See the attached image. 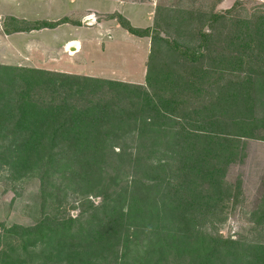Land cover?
<instances>
[{"label":"rangeland","instance_id":"374dc122","mask_svg":"<svg viewBox=\"0 0 264 264\" xmlns=\"http://www.w3.org/2000/svg\"><path fill=\"white\" fill-rule=\"evenodd\" d=\"M131 1L154 3V32L145 39V78L134 84L146 86L155 103L134 88L110 84L78 92L81 84L30 67L40 72L27 77L30 107L24 129L41 133L39 122L54 115V107L76 115L62 135L61 152L67 150L51 165L39 155L35 163L19 160L23 150L17 149L14 136L10 142L1 134L0 264H199L205 250L216 253H205V264H226L224 255L227 264H264V69L246 67L243 59L252 51L239 40L223 46L218 41V50L228 46L225 53L233 61L220 55L195 68L188 65L195 76L190 81L196 80L192 88L185 84L187 78L178 76L182 69L164 66L181 60L179 49L202 50V32L225 33L232 21H251L246 26L259 27L256 34L264 38V0ZM46 3L42 8L41 0L1 2V28L12 24L15 14L42 20L36 19L37 11L47 14ZM77 8L71 7L78 10L72 23L82 27L115 15L97 17ZM231 8L232 16L215 29L202 19L203 14ZM34 34L41 39V30ZM238 55L243 58L236 61ZM244 70L252 72V82L209 102V92L220 94L217 84L228 80L233 86L243 80ZM147 104H155L149 111L159 109L155 120L142 117ZM180 127L186 132L178 157L171 145L178 143ZM102 132L106 138L98 139ZM50 140L33 136L22 148ZM170 176L178 177L171 186L165 183ZM192 211L197 215L189 228ZM78 233L95 237L92 250L76 238L74 244L66 241Z\"/></svg>","mask_w":264,"mask_h":264},{"label":"trees","instance_id":"16d2710c","mask_svg":"<svg viewBox=\"0 0 264 264\" xmlns=\"http://www.w3.org/2000/svg\"><path fill=\"white\" fill-rule=\"evenodd\" d=\"M233 8V7H232ZM228 9L224 12H213L209 14H203L202 19L205 22L209 23V26L211 29H215V26L218 24H222V22H226L227 19H229L232 15H229L233 9ZM201 15V14H200ZM113 17L118 18L120 24L129 30L131 33L139 36H150L152 37L154 29L153 27H146V28H140V27H135L131 24V22L122 14H115ZM12 20V24L10 23H5L4 30L6 33H13V32H20V31H31V30H36V29H44V28H55L58 25L68 22L67 17L60 18L58 20H48V19H42V20H27V19H20L15 16L10 17ZM232 26L231 28L223 33V32H218L216 29L215 31H204L202 32V50L201 49H189V48H184L183 50L179 49V55L181 57V60L179 62H176L174 64L170 63H165L164 66L168 67H176L175 69H182V72H178V76L185 77L187 78L186 83L189 88H192L196 82L194 79L193 82L190 81V78H194V72L190 71L188 68V65H192V67H198L196 66L197 63L201 62L204 59L207 60H215L217 59V56L222 57L223 61H233L232 60V55L231 53H225L226 49L229 47L226 46L224 48V51L221 52L218 50L217 47L220 41L222 46L224 44H234L237 43V40L245 43L246 48L250 49L252 52L247 55V59H243V62L247 65L246 67L251 68L253 66L259 67L260 69H264V54L262 53L261 50L264 49L262 45H264V38L261 36H258L256 33L258 32L259 27L256 29L255 27H247L246 23L248 22L250 24L251 21H246V23H237L236 21H232ZM247 23V24H248ZM237 24V28L236 27ZM254 25L253 23H251ZM215 25V26H214ZM246 26V30L243 31L242 26ZM256 26V25H255ZM245 39V40H244ZM153 41V38H152ZM236 41V42H235ZM180 46V45H177ZM261 51V52H259ZM236 61L241 60L243 57L242 55L235 56ZM151 59V57H150ZM151 60H149L148 63V75H149V70H150V65H151ZM181 63V66H177ZM241 63V62H240ZM194 67V68H195ZM199 69V68H198ZM246 73L243 78V80H236L235 84L232 86L230 84V81H225L223 83H219L218 85V90H219V96L216 97V94L214 92H209L207 94L206 98L209 99V102H214L215 100H218L222 94L227 93L229 89L232 87L234 89H240L243 85L252 82L251 81V74L252 72L244 70ZM37 72H40L35 70L34 68L30 67H23V66H2L0 65V138L2 135L6 136L7 138L10 139V142H12V136H14V143L17 142L19 150H23V152H19V160H26L29 158V163H35L36 156L39 155V159H47L46 163L48 164H53V163H58L60 161V156L66 152H64L62 149V146L60 145L61 140H62V135L64 134L65 130L70 127V123L74 120V117L76 115V111L72 112L70 109H65L63 112H61V107H54V115H48L47 118H42L39 122L40 129L42 130L41 133H39L37 130L32 129V130H25L22 123H24V117L28 113V107H30V102L27 101V96L30 90V85L29 82L27 81V77L32 76L31 74H37ZM44 75L46 76H54L55 78L59 79L61 78L62 80H73L81 86L78 88V92L81 91L82 89H86L87 87H90L94 84L95 85H103V84H110L111 86H123V87H130L134 88V90L143 92L145 94V100H148V102H154L151 99V96H149V89L142 85V84H134L130 82H124V81H118V80H107V79H102L99 77H92V76H87V75H76V74H69V73H64V72H57V71H49L45 70L42 71ZM177 72V71H176ZM240 75L238 74V77ZM148 80L150 81L149 77H147ZM199 82V80H197ZM250 81V82H249ZM156 83V82H155ZM234 83V82H233ZM148 86L151 88L153 92H158L156 86L153 85L152 82H149ZM173 97V95H172ZM174 98V97H173ZM189 98L192 100L191 96L189 95ZM155 103V102H154ZM185 105L186 110L190 107L189 105H186L185 101L183 102ZM150 105L152 107H155V104H147V109L144 108L147 112H144L143 118L144 119H149V121L155 120L157 117V114L155 112L159 109L156 108V110H148L150 108ZM178 107V105H177ZM88 111V110H86ZM62 115V116H61ZM146 115V116H145ZM175 117L181 118V114L175 115ZM107 126V124L104 123V126H101L100 128H103ZM186 132L185 127H180L179 130L176 132V139L178 140V143H173L171 145V151L173 150L172 154H176L178 157H181V152L183 151V143L179 142L180 138L184 136V133ZM48 134V135H47ZM22 135H26L23 137ZM33 136H42L44 139L48 138L51 139L50 142L51 144H44L37 142V145H30L28 146V141H25L26 146H23L22 148V142L24 140L31 139ZM21 137V138H20ZM98 139H104L106 138V134L100 133L99 136H97ZM24 144V143H23ZM21 146V147H20ZM46 149L47 156L44 155V150ZM61 148V149H60ZM71 150L73 148L68 147ZM60 149V150H59ZM38 153V154H36ZM58 157V159H54V157ZM38 161V160H37ZM41 165H43V162L40 161ZM48 171V167L46 169ZM178 178L177 176H170L168 179L165 180V183L169 186L172 183L171 180ZM182 180V178H181ZM181 181L180 179L178 180V184L180 185ZM114 211V210H112ZM114 214V212H113ZM195 215L197 213L195 212H189L188 214V225L189 228L193 226V223L191 222L192 219H195ZM112 218L111 220H113ZM72 239L69 241L66 240L70 244H74V239H78L80 242H85L87 246L84 248L88 249H93V245L95 244V237L92 236L91 234L89 237H84L80 233L78 235H71ZM81 237V238H79ZM115 237V236H114ZM203 249V248H202ZM199 250L200 251H202ZM197 250V249H196ZM82 251V250H81ZM189 251V248L185 246L184 248V253H187ZM219 251V250H217ZM64 250H61V253H63ZM84 252V251H82ZM205 253H210L211 255L216 254L215 252H207L205 250L202 253V256L205 258H209ZM200 257V259L197 261L199 264H205L203 262V257ZM249 259L247 256L245 257ZM224 262L227 264V258L226 255H224L223 258ZM116 261L114 260V263ZM128 264V263H124Z\"/></svg>","mask_w":264,"mask_h":264},{"label":"crops","instance_id":"0c3cea01","mask_svg":"<svg viewBox=\"0 0 264 264\" xmlns=\"http://www.w3.org/2000/svg\"><path fill=\"white\" fill-rule=\"evenodd\" d=\"M49 1H54L55 4ZM1 2L5 0H0V4ZM45 3L47 14L43 15L42 11L38 10L36 19L57 20L67 17L69 21L55 28L10 34L0 26V64L39 67L49 71L125 82H143L146 71L145 39L149 36L131 33L115 19L116 17L101 18L97 21L98 25L92 27L78 26L72 23L75 18L73 13L78 10H72L71 7H84L97 17L119 13L133 26L146 28L153 25V17L150 16L154 10L152 1L41 0L42 8ZM14 16L20 19L22 17L16 14ZM40 30L41 39L34 34ZM44 33H47V36H42ZM129 45L133 47L132 50Z\"/></svg>","mask_w":264,"mask_h":264}]
</instances>
